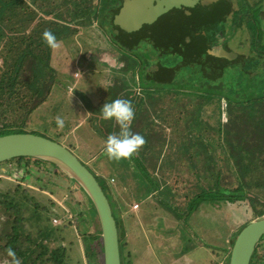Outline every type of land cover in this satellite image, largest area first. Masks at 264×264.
Masks as SVG:
<instances>
[{"label":"rangeland","instance_id":"rangeland-1","mask_svg":"<svg viewBox=\"0 0 264 264\" xmlns=\"http://www.w3.org/2000/svg\"><path fill=\"white\" fill-rule=\"evenodd\" d=\"M175 3L178 4L177 1ZM65 8L63 6L58 9L64 12ZM98 22L90 27L70 26L57 35L58 47L54 49L45 45L38 47V54L42 56L43 52H49L50 68L42 86L43 94L31 99L28 105L29 109L34 110L27 112L28 116L24 119L25 123L28 122L27 131L44 134L67 146L102 180L119 217L118 221L121 222L120 236L126 246L123 247V254L129 255L126 257V264H229L233 238L243 223L253 220L256 212L264 208V193L248 187V198L243 201L233 205L209 201L201 204L189 218H185L181 213L185 212L186 204L194 197L193 188L198 182L196 173L204 176L206 170L203 160L184 152L183 143L188 145L189 151L194 150L193 147L190 149L191 137L184 118L189 122L200 117L197 108L191 110L205 99L197 94L208 92L207 89H218L208 85L203 87L202 84L214 81L213 74L217 66L222 72L225 65L232 61L229 57L233 54L231 47L226 48L223 44L236 40V37L220 39L213 35L211 40L205 42L207 44H202V50L196 53L193 61L187 60L184 54L178 56L171 65L168 62L175 57V50L180 51L182 36L173 37L171 29L168 32L155 29L157 37L146 39L147 62L142 65L146 78L165 80L170 84L176 81L177 85L175 83L174 87L200 92L179 93L174 87L167 86L168 89L171 88V93L166 91L163 97L156 93L157 95L147 99L144 104L145 117L133 120L130 126L133 134H140L145 140L134 156L142 160L148 173L155 179H168L170 191L163 194L157 193L154 188H144L147 180L138 171L134 159L129 157L119 161L109 160L103 153L107 136L118 134L120 126L114 119L102 118L101 106L117 98L135 104L139 99L137 95L143 93L135 78L138 74L134 75L130 67L131 58L124 55L126 51L123 53L124 49L121 51L111 39L113 35L120 34V28L111 18L107 34L98 26ZM175 22L182 21L177 19ZM55 23L64 25L56 19L54 13L40 11L24 33L37 37L45 30L58 27ZM177 28L182 31L180 24ZM244 40L243 47L234 50L239 52V57H234L252 59L260 56L252 45L250 33L246 32ZM2 61L0 57V63ZM31 62L32 59L27 61L22 70L26 80L31 76ZM197 67L198 71H195ZM202 81L204 83L200 86ZM219 84L222 83L219 82L214 87H220ZM257 88L253 90L249 86L248 98L257 97L261 87ZM20 90L24 97L29 94L26 85L21 86ZM211 94L214 99L206 109L212 115L206 117L214 122L216 115L213 111L222 99L217 97L216 91ZM43 97L41 103L33 105ZM14 99L19 102L18 97ZM17 107L8 113L5 121L17 124L23 122L21 118H17L21 106ZM222 108L224 109V103ZM239 112L237 110L235 115L242 113ZM235 115L233 120H229L228 115L223 114V121L228 122L226 126L236 132L251 129L250 121H244L242 116L236 119ZM58 116L64 120L62 128L56 125ZM191 134L198 136L199 131L194 128ZM249 140L253 143L250 148L257 150L256 153L258 149L263 150L257 154V160L264 161V141L258 137L260 146H253L255 140L252 137ZM218 156L222 173L219 186L223 189L237 188L238 181L226 162V156L219 152ZM35 160L41 163L37 164ZM51 164L53 163L33 158H25L22 162L16 159L1 162L0 198L2 200L5 192L10 190L13 193L19 186L20 194L26 191L29 198L34 197L31 208L34 203L40 207L54 206L56 203L52 210L60 214L52 215L50 221L54 226H64L60 235L64 240L51 239L45 242L49 244V248L64 245L70 264H92L91 261L97 258L89 257L86 250V244L91 245L92 240H97V226H92L90 222V209L93 206L91 199L65 170ZM191 164L195 165L194 169ZM57 168L60 173H57ZM260 176V181H263V173L260 172ZM9 217L10 212L0 203V234L8 226ZM25 228L36 235L35 225L27 222ZM4 243L5 240L0 238V264H15L10 262L3 249ZM254 255L253 264H264V239L258 243Z\"/></svg>","mask_w":264,"mask_h":264},{"label":"trees","instance_id":"trees-1","mask_svg":"<svg viewBox=\"0 0 264 264\" xmlns=\"http://www.w3.org/2000/svg\"><path fill=\"white\" fill-rule=\"evenodd\" d=\"M122 1L61 0V3H59V0H0V57L3 60L0 63V136L29 132L27 131L29 126L27 121L25 123V117L27 112H32L34 109H29L28 105L31 99L40 97L42 86L45 83V78H47L46 73L50 68L49 52H43L42 56L37 51L39 46L45 45L49 47L43 39V34L32 37L24 33L27 26L33 22L36 14L40 11L54 13L56 19L64 23V25L55 23L58 27L48 30L55 35L56 39L58 34L70 26L90 27L95 25L97 21H99L98 26L108 34V21L112 18L113 22L115 15L120 10ZM214 5H209L211 9H208L209 6L201 2L189 7L190 14L183 12V15L179 14L181 9L176 8L172 10L171 14L166 13L157 21L146 23L136 31H127L117 25L120 28V34L113 35L111 39L119 46L120 50L124 49L123 53L126 51L124 55L131 58L130 67L134 75L138 74V77L135 75V78H137V83L139 81L138 85L139 87L141 86L140 91L143 93L137 95L139 99L135 104H131L135 113L133 120L145 117L144 104L147 99L157 95L156 93H159L158 96L160 97L165 96L166 91L171 93V88L168 89L167 86L174 87L176 83L175 81L170 84L165 80H153L145 77L142 65L147 62V40L157 37L155 29L160 32H168L171 29V35L173 37L182 36L183 42L179 44L181 47L180 51L178 49L175 50V57L170 59L168 64H173L178 56L184 54H186L185 58L187 60L191 59L193 61L196 53L202 50V44H207L205 42L211 40L213 35H215L216 31L214 32L213 30H217V26L223 16L220 13H226L228 10V5L226 7H214ZM63 6L64 8L66 7L64 12L58 9ZM200 9H205L208 13L205 12V15L197 14L196 11ZM209 11L215 13L210 14ZM177 19L182 22H175ZM178 24L182 26V31L177 28ZM34 30L36 29L34 28ZM30 59L33 60L31 62V76L26 80L22 70L25 63ZM217 67L213 74L214 81L209 80L207 84H202L204 83L202 81L199 85L201 86L202 84L203 87L208 85L212 86L213 89H218H207L208 92L200 93L189 91L183 87H174L179 93L182 91L190 94L197 92L200 93L197 96L202 95L205 98L202 103L191 108V110H196V108L199 110V118L192 119L189 122L184 118L186 123H188V135L193 140L191 142L190 139V149L193 147L194 150L189 151V147L185 143H183V150L185 153L189 152L193 157L203 160L206 170L204 176L196 173L198 182L193 188L194 197L186 204L185 212L182 211L181 213L185 218H189L201 204L209 203V201H219L229 205L243 201L248 198V187L264 193V180L260 181L262 180L260 172L264 175V161L259 162L257 160V154L263 150L258 149L256 153L257 150L250 148L253 143L249 140L251 137L255 140L253 146H260L258 137L264 141V60L260 59L252 62L244 61L243 57H240L229 61L222 72ZM194 70L198 71V67ZM219 82L222 83L221 85L219 84L220 87H214ZM23 85H26L29 90V94L25 97L20 90ZM249 86L253 90L261 87L257 97L248 98V95H250L247 91ZM128 91L129 88L126 89V92ZM212 91H216L217 97L222 99V102L218 106L216 105L213 111L214 115H216L214 122L209 121L207 118L208 116L211 117L212 113H208L206 109V106L208 107L214 99V95L211 94ZM15 97H18L19 102H16ZM27 98L30 100H27ZM43 99L44 97L36 100L33 105H38ZM222 103H224V109L222 108ZM17 105L21 106L19 108L21 113L19 112L17 118H21L23 122L17 124L16 122L5 121L8 113L13 112L11 111L12 109L18 108ZM189 110L188 113L191 112ZM237 110L242 113L236 116L235 112ZM224 113L228 115L229 120H233L234 115L236 119L242 116L241 119L251 122V129L245 132L231 130L228 125L226 126L228 122H224L222 119ZM181 117L183 118V115H180ZM132 123L133 121L131 125ZM194 128L199 131L198 136L191 134ZM40 135L45 136L44 134ZM229 145L231 147H228ZM218 152L226 156V162L230 165L238 181L237 188L223 189V187L219 186V179L222 177V173L219 166ZM130 158L134 159L136 167L139 168L138 171L147 180V185L145 183L144 188H154L157 193L163 194L170 191V186L167 185V178H164L163 181L155 179L148 173L144 163L138 156L132 154ZM14 159L22 162L25 157ZM189 159L192 160V158ZM35 162L37 164L41 163L37 160ZM230 162L232 163L230 164ZM51 165L54 166L53 164ZM194 167L195 165L191 164V168L194 169ZM57 173H60L58 168ZM204 181L209 182L211 185ZM164 184L166 186H163ZM25 192L23 191L20 194L18 186L13 193L8 190L3 194V199L1 200L0 198L3 208L10 212L8 226L0 234V238L5 240L3 249L7 252L10 262L15 264H70V258L64 245L60 244L55 248H49V244L45 242L51 239L64 240V237L60 236L62 231H64V226H54L50 221L52 215L60 214L52 210L56 203L53 202L54 206L44 205L43 207L34 203V207L31 208L32 205L30 204L34 202V197L29 198ZM251 200L253 201L252 198ZM256 213L255 217L264 215V208ZM90 214L92 217V221L90 219L91 225L97 226V235L95 234L97 240H92L91 245L89 243L86 244L85 241L87 255L97 258L91 261L92 264H104L102 232L96 209L93 206L90 209ZM249 221L251 220L246 221L245 224L243 223L242 227ZM27 222L37 227L36 235L27 231L25 228V223ZM83 222H85L84 219ZM86 223L88 225V222ZM121 237L122 264H126V257L129 255L124 256L123 254V247L126 246ZM253 258L251 264H253Z\"/></svg>","mask_w":264,"mask_h":264},{"label":"water","instance_id":"water-1","mask_svg":"<svg viewBox=\"0 0 264 264\" xmlns=\"http://www.w3.org/2000/svg\"><path fill=\"white\" fill-rule=\"evenodd\" d=\"M125 0L114 23L132 31L144 23L154 22L165 11V4L195 6L209 0ZM178 2V4L175 3ZM231 56V55H230ZM231 58V57H230ZM25 157L51 162L65 170L89 195L96 209L102 232L104 264H122L119 217L103 182L91 167L62 143L32 132L0 136V163ZM264 239V215L249 221L235 234L229 264H251L258 243Z\"/></svg>","mask_w":264,"mask_h":264},{"label":"crops","instance_id":"crops-1","mask_svg":"<svg viewBox=\"0 0 264 264\" xmlns=\"http://www.w3.org/2000/svg\"><path fill=\"white\" fill-rule=\"evenodd\" d=\"M167 3L165 4V12L167 10H174L177 8L174 4ZM204 4H206V6L215 4L214 7H226V5H228V10L226 11V13H220V15L223 16L221 17V20L217 26V30L213 31H216L215 35L220 39L232 38L234 36L236 37V40H230L224 46L226 48L229 47V49L231 47L230 50L233 53L231 54V58H238L234 56H239V52H236L234 50L243 47L245 41L244 36L247 32L250 33L253 47L260 54V56L256 58L254 57L247 60L252 62L258 61L260 59L264 60V57H262V55H264V5L262 3L260 5L258 3L255 5L253 0H247V3L246 0H209ZM208 9H211V7L209 6ZM205 12L208 13V11H205V9L196 11L197 14L201 13L202 15H205ZM209 12L210 14L215 13L212 11ZM186 13L190 14V9L187 10ZM227 19L229 22H227ZM157 20L158 18L156 19V21ZM236 35H238V38Z\"/></svg>","mask_w":264,"mask_h":264},{"label":"clouds","instance_id":"clouds-1","mask_svg":"<svg viewBox=\"0 0 264 264\" xmlns=\"http://www.w3.org/2000/svg\"><path fill=\"white\" fill-rule=\"evenodd\" d=\"M43 39L50 48L58 47L56 37L51 31L45 30ZM100 113L103 119H114L120 126L119 133L109 134L105 141L103 153L109 160L127 159L145 143L142 135L133 134L130 130L135 113L129 100L117 98L105 102L100 108ZM56 125L61 128L64 126V120L59 116L56 118Z\"/></svg>","mask_w":264,"mask_h":264},{"label":"flooded vegetation","instance_id":"flooded-vegetation-1","mask_svg":"<svg viewBox=\"0 0 264 264\" xmlns=\"http://www.w3.org/2000/svg\"><path fill=\"white\" fill-rule=\"evenodd\" d=\"M123 1H125V0H123ZM122 1V2H123ZM170 1V0H169ZM254 1V3H255V5L258 3L259 5L262 3L263 5H264V0H253ZM168 2V1H167ZM246 3H247V0H246ZM123 4V3H122ZM122 4H121V6H122ZM154 4L156 5L157 4V0H155L154 1ZM252 5H253V3H252ZM189 7L190 6H186V5H181V7H177V9H181L180 10V12H179V14L180 15H183V12L185 13V12H187V10H189ZM193 7V6H192ZM171 12H172V10H167L166 12L164 11L163 13H161L158 17H162L164 14H166V13H169V14H171ZM156 21V20H155ZM154 21V22H155ZM144 24H146V23H144ZM144 24H142L138 29H136V30H139ZM136 30H133V31H136ZM173 36V35H172ZM226 45V43L225 44H223V46H225ZM229 57H232V56H229ZM239 57V56H238ZM235 59H238V58H235ZM244 59V58H243ZM245 61H248L247 59H244ZM232 61H233V58H232Z\"/></svg>","mask_w":264,"mask_h":264}]
</instances>
